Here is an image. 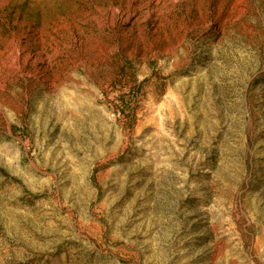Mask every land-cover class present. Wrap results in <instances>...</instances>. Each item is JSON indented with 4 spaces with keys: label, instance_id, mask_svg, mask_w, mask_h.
<instances>
[{
    "label": "rangeland",
    "instance_id": "374dc122",
    "mask_svg": "<svg viewBox=\"0 0 264 264\" xmlns=\"http://www.w3.org/2000/svg\"><path fill=\"white\" fill-rule=\"evenodd\" d=\"M0 264H264V0H0Z\"/></svg>",
    "mask_w": 264,
    "mask_h": 264
}]
</instances>
